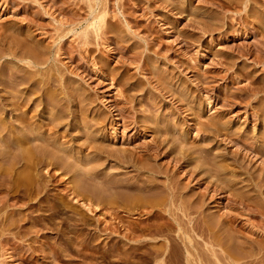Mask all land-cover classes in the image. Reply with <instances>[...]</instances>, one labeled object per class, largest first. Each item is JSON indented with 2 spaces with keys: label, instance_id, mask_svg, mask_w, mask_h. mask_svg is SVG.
<instances>
[{
  "label": "rangeland",
  "instance_id": "rangeland-1",
  "mask_svg": "<svg viewBox=\"0 0 264 264\" xmlns=\"http://www.w3.org/2000/svg\"><path fill=\"white\" fill-rule=\"evenodd\" d=\"M92 5H95L96 9L94 14L90 13ZM102 11L106 13L103 27L98 34L91 32L90 35L85 36L86 25H89L92 18ZM0 35H2L1 40L4 38L3 41L0 40L1 79L6 80L10 77V70L13 73L12 70L18 71L19 64L23 65L9 55L10 49L14 51L11 45L16 44L15 41L12 42L13 39H18L24 44L26 41L24 35H29L33 39H29L25 45L36 43L34 47L39 48L40 51L44 50L41 56L46 54L45 60L41 58L46 61L45 66H51L52 73L49 72L44 78L47 76L50 82L57 80L55 84L61 81L64 87L68 85L71 89L79 91L76 92L72 107L83 105L87 113L81 115L82 119L78 118L77 122L74 119L72 122L78 123V126L88 123L87 127L96 124L97 118L96 120L92 118L96 116L102 118L101 130L99 125L96 126L99 130H95V126L91 127L94 128L92 129L94 133L91 128L85 132L83 129L86 130V128L80 127L82 132L86 133H83L84 138L90 136L88 138L90 139L94 135L92 138L102 139L110 149L124 148L128 151L132 150L131 152L147 150L146 147L154 143V138L160 141L165 139L166 151L172 145L173 139L180 135L177 129L183 131L182 129L190 127L191 139H188V143L191 142L189 140L197 143L195 151L196 153L198 151L196 156L199 161L194 159L188 169H192L200 161L210 162L209 159L212 158L211 163L208 162L206 166L217 162L222 165L227 164V168L232 166V171L237 173H235L237 178L234 177L240 181L238 186H242V190L246 187L244 191L249 190L257 201L260 197H264L251 186L249 176L243 171L245 168L243 170L239 168V163H244L243 165L247 166L250 172L256 176L261 175L263 178L261 182H264V172L260 169L264 156L256 157L246 152L247 148L245 150L243 146L246 143H255L256 146L264 145V0H0ZM6 38L7 41H5ZM5 45L11 48L7 50L8 46L6 48ZM15 47L18 46L15 45ZM25 75L29 76L26 73ZM5 83L3 84L6 88L0 84L2 86L0 87V115L2 116H5V109L9 105L1 99L2 95L7 96L10 92V89L8 93L6 92L8 90ZM62 96L64 97V94L60 95ZM184 96L188 97V100ZM65 100H63L64 104L67 102ZM190 103L192 106L195 104L200 106V113L203 116L201 120L200 117H194V111L197 109H190ZM2 107L5 114L1 112ZM36 111L40 113L39 110ZM163 119L169 122L170 129L175 127L174 131L170 132L171 135L160 133L155 136L150 130L145 129L153 127L155 121L160 123ZM208 121L218 122L221 125L225 122L226 126L223 125L221 128L225 126L228 129L220 131L222 134L213 136L211 131L214 129L206 127L207 130L203 133V130L196 127L198 123ZM157 122L155 123L158 124ZM189 122H191L190 125ZM137 124H140L139 127ZM75 125L77 127V124ZM113 125L117 128V136L112 135ZM71 126L68 130L74 132H69L71 137L67 145L77 143L78 133H80ZM65 127L68 128L67 125ZM63 130L65 128L61 132ZM226 133H231L234 141L226 137ZM4 134L6 136V133ZM172 134L176 136L173 137ZM232 134L235 136L233 137ZM72 138L76 142L72 141ZM67 145L64 144L61 147ZM81 150L85 151V149ZM87 152L86 150L85 153ZM246 153L249 154L246 155ZM93 154H84L82 157L91 161L90 163L100 162L103 176L104 172L106 175L120 171L119 177L132 182L137 181V183H142L143 180L151 177L150 173L147 172V177L146 172L139 174L132 167L125 168L126 170L120 166L118 168L114 160H108L106 157L101 160L98 157L87 159L86 155L90 157L89 155L93 156ZM201 156L202 158L204 156V160H200ZM71 159L74 162V159ZM166 161H170V158L159 157L157 163L164 165L167 164ZM116 166L117 168H114ZM47 167L43 168V173L47 171L45 175L48 174V170L52 171V177L50 175L46 177L48 193L35 194L38 196L37 199L34 195L35 199L33 198L30 202L26 199L23 203L19 202L12 216V220L15 219L14 224L11 222L13 224L10 226L11 229L6 230L4 236L0 235V264H205V262L221 264L216 261L209 262L212 257L206 244L211 238L210 234L207 235L209 232L205 235H201L202 231L199 230L187 233L194 244L193 248L191 247L193 254L189 256L186 242L183 240V237L185 238L183 231L180 232L173 226L163 230L155 229L154 223L171 222L169 219L175 221L169 213L165 212L163 204L162 208H159L161 205L155 204L156 207L151 202L150 204L149 199H145L149 196L140 198L150 205L144 204L142 199L139 201L137 196L132 199H137L139 203L132 204L130 194L120 191L117 192L119 195L110 197L113 204L110 202L105 204L106 201L101 204L103 198L98 199L105 196L99 192L101 177L97 180L88 179V184L81 181L80 187L83 186V191L88 192L94 199H92L94 205L89 210L82 205V201L68 197V185L73 184L68 182L74 179L73 172L68 169L66 171V166H62L61 171V168H58L60 173H56L51 166ZM207 167L209 169L203 170L207 172H201L198 178L202 175L201 179L209 180L215 177V173L211 175L209 172V170L212 172L214 168H211V165ZM61 173L62 175H59ZM176 178L183 182L184 186L189 183L188 188L185 189V195L188 196L185 197H192L193 191L195 194L200 190V192L205 191L206 182L199 187L195 184L196 179L190 184V179L185 174L181 173ZM156 179H159L158 183L162 181L161 184L159 183L162 186L168 182L165 174L159 175ZM96 188L98 191H95ZM126 194L130 199V202L127 199L130 203L129 206L128 202L126 203L127 207L124 203ZM0 195L4 193L0 192ZM218 195L219 193L215 196L217 199L210 198L211 195H208L209 201L204 207L203 214H208L206 217H213L214 214V218L211 217L212 220H217L223 213L229 212L228 200L223 199L225 195L222 193ZM81 197L84 199L85 196L82 195L79 199ZM133 200L132 202L136 203ZM26 202L28 204H24ZM104 205L107 206L104 208ZM7 211L5 209L0 213L1 218L7 215ZM156 211H161L169 219L164 218V220L158 217L154 214ZM240 211L238 213L244 215L241 218L242 224L245 223L250 230L248 214L242 209ZM179 213L183 216L180 219L186 223L190 216ZM193 216L195 218L197 215ZM193 216L191 215L192 218ZM22 224L26 225V228L22 227ZM28 225L30 229L27 228ZM246 229L244 228L245 232L248 231ZM5 239H9L10 242ZM219 246L214 247L219 249ZM243 260L246 259H241L242 262Z\"/></svg>",
  "mask_w": 264,
  "mask_h": 264
},
{
  "label": "bare ground",
  "instance_id": "bare-ground-1",
  "mask_svg": "<svg viewBox=\"0 0 264 264\" xmlns=\"http://www.w3.org/2000/svg\"><path fill=\"white\" fill-rule=\"evenodd\" d=\"M90 9H91L90 13L93 12V14H94V11H96L95 5H92L90 7ZM106 12L108 13V11H106ZM105 17H106L105 11L104 12L102 11L100 14L95 15L94 18H92L93 20H91L89 25H86V27H87L85 29L86 32H85V30H82V32L83 31L85 32V36L88 34L90 35L91 32H92V34L93 33L98 34V31L104 25ZM2 34H3V32H2ZM80 34H83V33H80ZM26 35H24V37H25L24 39H26V41L22 40V41H24V44H23V42L20 43L18 39H16V40L13 39L12 42L15 41L14 43H16V44L13 43L14 46L11 45V47H13L14 51H12V49H10L11 47L9 48V45H7L8 48L6 45L4 46L7 48V50L10 49L9 51H11V53L9 52V55L11 57L17 59L19 62H22L23 65L17 63L20 66V67L18 66V71L15 70V72H14V70H12L13 73H11V70H10V77H9V75L7 76L8 73L5 74L6 77H9L6 80L1 79V77H0V84L7 82V84L5 83L7 85V90L10 89V92H9V90L6 91L7 93L9 92L7 94V96L6 95L1 96V97H3L1 99H4V101H6L9 104V105L6 104L8 106V107L6 106L7 108L5 109L6 114L3 112L4 108L3 107H2L3 109L1 108L2 109L1 112L4 113L5 116L0 115V161L2 162L0 164V190H1L0 192L4 193V195H2V196L0 195V213L5 209L8 210L6 212L7 213L6 216H4V217L2 216L3 218H1V216H0V235L1 236H4L6 230H10L11 229L10 226L14 224L13 221L15 219L12 220V216H13V213L16 212L14 209L15 206L17 207L19 202L23 203V200L25 202V199L27 202H30L31 200H33L35 194L40 195L44 192H46V194L48 193L47 192V186L48 185H47L46 177H47V175H50L52 177V173H51L52 171L48 170V174L45 175L46 170L43 173V168H46L47 166H49V167L51 166L52 168H54L56 173H60V171L62 170L61 167L66 166L67 167L66 171H67V169L69 171H72L73 177H74V179H71L68 182V183L71 182L70 184L73 183L72 185H68L69 187L67 186L69 188V190H68L69 196L68 197H72L75 200H79V202L82 201V205L85 208H88L89 210L91 209L90 207L94 205V201H93L94 199L91 198L92 195L89 196L88 192L83 191V189H82L83 186L81 184V186H82V188H81L80 183H81V181L82 182L85 181L84 184L87 185L88 181L90 179L91 180L92 179L97 180V178L101 177L102 181H99L100 185H101V187H99V189H100L99 192H100V194L105 195V196H101V197L99 196L100 199H98V200H101V198L105 199V200L102 199V201L100 202L101 204H104L105 201H106L105 204H107V202H110V204H113V203H111L113 200H111L110 197H115V194H118L117 192L121 191V193H122L123 191H126V193L128 192V195L130 194L129 198L131 197V202H130L129 201L130 199H128V195L126 194L127 198L125 199L126 202H124L126 207H127V204L129 206L130 203H132V204L139 203V201L142 198H145L146 196L147 197L151 196V198L148 197L145 199H149L148 202L149 203L151 202L153 206H156L155 204L161 205V206H159V208H162L165 206V208H164L165 212L169 213L173 217L175 222L170 220L169 217H166V215L163 214L161 211H156V213H154L155 215H157L158 217L163 218V219L164 218L167 220L169 219V221H171V222L161 223L162 222L161 221L160 223H156V224L154 223L153 226L155 229L157 228L158 230H163V229H166L168 227L173 226V227H176L177 230L179 229L180 232L183 231L184 232L183 234L185 235V238L183 237V240L186 242V249H187V252L189 253V256H192V254H193V253H191V249L193 248L194 244L192 242L193 240L191 239V237H189V235H187V233L189 234L190 231H198L199 230V231H202L201 235H205L209 232L207 235L210 234V236H211V238H210V236L208 237V239L210 238L208 241L209 243L206 242V244L208 245V248L210 250L209 254L212 256L209 262L214 263L216 261L217 263L220 262L221 264H264V197H260V200L257 201V199H254V196L251 195L249 190L244 191L246 187L242 190V186L241 187L238 186L240 181H238V179L236 180V178H237V176L235 175L236 171H232L233 170V169H231L232 166H230V167L228 166L229 168H227L226 167L227 164L222 165V163L219 164V162H217L218 163L217 164V163L213 162L214 163L213 165L212 164H208V165H211V168H214L213 169L214 172L213 171L211 172V170H209V172L211 173V175H212V173H215L214 174L215 180H213L214 179L213 178V179H209V180H211V181H209L208 178H205V177H204L205 179H203V178L201 179V177H203V175L202 176L200 175L201 177L199 176L200 178H198L197 176L199 174H201V172H207V170L206 171H203V170L209 169L207 167L208 165L206 166V164L209 161L207 160L208 159L207 158L206 160L208 162H206L203 159L204 156H203V158L201 156L202 159H200V160H204V161L198 162L199 158L197 159V156H196L198 151H197V153L195 151V150H197V149H195V146L197 143H193L192 140H189L192 143L189 142V143H191V145H188L189 144L188 139H191L190 138L191 137L190 136V134H191L190 133L191 132L190 127L182 129L183 131H181V129H177V132L179 131L180 135L178 137L175 135L176 136L175 137L174 134H172V136L175 137L173 139L174 141H173V143L171 141L172 145L169 147V149H166V151L164 149L166 146V142H167L165 139L164 140L162 139L160 141V139L154 138L153 139L154 143H152V145L149 144L151 146H148V148L146 147L147 150H144L143 152H140V151L139 152H136V151L131 152L132 150L128 151V149H124V148H120V149H117V148L112 149L111 148L110 149V147L108 148L107 144L105 145V142H103L102 139L96 138V137H95V139L92 138L94 135L91 136L90 139H88L90 136L88 138L87 137L84 138L83 133L86 134L85 132L88 131L87 130L88 128L95 126L94 127L95 130L98 129V127L101 130L100 127L102 126V120H101L102 118H100L99 116L92 118L93 120H96V118H97L98 123L96 122V124L94 126L90 125L87 127H86V125L88 123H85L86 125H84V126L83 125L78 126V123L72 122L74 119L76 120L75 122H77L78 118L82 119V118H80V117H83L81 115L87 113L86 112L87 110L85 109V107L83 108V105H78V106L75 105L74 108L72 107V103L75 102L74 98L77 95L76 92H79V91H77L75 89H71L68 85L66 87H64V85L62 83H60L61 81L58 84H55V82H57V80L54 82V80L52 79L53 81L51 80L52 82H50V79L47 76L45 77L47 79L44 78V76L46 74H49V72L52 71L50 68L51 66H48V67L45 66L46 61H44L45 60L44 56L46 54H44V56L42 57L41 54L43 55V53H41V52H43L44 50L40 51L39 48L34 47V44H36V43L33 42L34 44H32L31 40H30V44H32V45H29V44H28L29 46L25 45L26 42H29L28 41L29 39H33V38H30L29 35L28 36H26ZM0 36H2V35H0ZM13 36H10V37H13ZM3 37H6V36H3ZM7 38L5 41H7ZM3 39L1 40V38H0L1 41H3ZM9 40H12V38H9ZM38 41H37V43H39ZM15 45L18 47H15ZM38 46H39V44H38ZM40 49H43V48H40ZM44 53H46V52H44ZM41 58L42 59L44 58V60H42ZM7 72H9V71H7ZM2 73H5V72H2ZM25 73L29 74V76L25 75ZM1 82H3V83H1ZM2 86H4V84ZM2 86H0V87H2ZM4 87L6 88V86H4ZM61 94H64V97L63 96L60 97ZM67 96H69V97H67ZM79 96H80V93H79ZM185 98L188 100V97H185ZM63 100L67 101V102H65V104H67V105L64 104ZM38 107H40V108L38 109ZM199 107H200L199 105L196 106V104H195V106L194 105L192 106V104H191L190 109H195V110L197 109V111H194V117H196V118L200 117V120H201V118L203 116H202V113H200ZM33 108H37V109H33ZM36 110H39L40 113ZM87 117H89V116H87ZM218 118L220 119V117H218ZM218 118H217V120H219ZM92 119H91V121H92ZM163 121L160 123L155 121L158 124H156L153 121L154 122L153 127H146L145 129L150 130L153 135L155 134V136L160 134V133L161 134H165V133L168 134V133L174 131L173 128H175V127L170 129L171 125L169 124V122L166 121L165 119H163ZM201 122H203V121H201ZM137 123H139V122H137ZM186 123H187V121H186ZM75 124H77V127H75L76 126ZM190 124H191V122H189V125ZM217 124H218V122L215 123L214 121L213 122L208 121L207 123H205V122L200 123V124L198 123L196 125V127L198 126L199 130H203V133L205 130H207V129H205L206 127L210 128V129L211 128L214 129V130L211 129L212 130L211 132H213V134L210 131H207V133L210 132L213 136H217L219 134H222L220 131H222L224 129H228L225 127L226 126L225 122H224V124L222 123L223 125H225L224 126L225 128L224 127L221 128V126H223V125H221L220 123L218 125ZM65 125H67V127H68L67 129H66ZM70 125H72L71 128L74 127L73 129H76V130H78V132H80V133H78L79 135L77 137V143H75L74 145H67L70 143L69 138L71 137V133H69L71 130H68ZM137 125L139 127L140 124H137ZM173 125L175 126V124H173ZM81 126L86 128V130L83 129L85 132H82V128H80ZM96 126H98V127L96 128ZM178 126L176 128H178ZM193 126L195 127V125H193ZM213 126H215V127H213ZM64 128H65V130H63V131L65 133L63 131L61 132V130ZM94 128H91L92 132H93ZM161 128H164V129H161ZM145 129H143V130H145ZM71 132H74V131L72 130ZM116 132H117V128H115V126H114V133L112 135L117 136ZM226 132H227V130H226ZM3 133H6V136H5V134L3 135ZM231 133H233V131ZM231 133H229V134L226 133V137H228L231 141H234V139L230 135ZM73 135H75V134H73ZM170 135H171V133H170ZM203 135L204 134H202V136ZM234 136L235 135H233V137ZM74 138H76V137L74 136ZM72 141H75V140L73 139ZM64 144L67 146L61 147ZM254 144L253 143L243 144V146H245V150L247 148L246 152L248 151L250 154H254L256 157L264 156V145L256 146ZM81 149H85V151L84 150L82 151ZM86 150L88 152L90 150L91 153H94L93 156L89 155L90 157H88V155H86L87 159H90L91 157L92 158L98 157L99 160H101L102 158L106 157V159H108V160H110V159L114 160L117 163L118 168H119V166L121 168H124V169L132 167V169H134L139 174H141V173L144 174L146 172L147 177H148V173H150L151 175H149V176H151V177H148V180H143L142 183H137V181L132 182L131 180H127L126 178L124 179V178L119 177V175L121 173H120V171H118V169H117V171H118L117 173L116 172H113V173L110 172L109 174L105 175V172H104V176H103L102 175L103 170L101 169V164H99L100 162L94 163V161H92L93 163H90L91 161L85 160V158L82 157L84 154H91L90 152L85 153ZM200 153H199V155H200ZM249 153H246V155ZM159 157L162 159L170 158V161H166L167 164H164V165L158 164L159 162L157 163V161H158ZM71 158L74 159V162L72 161ZM70 159L72 162L70 161ZM194 159L198 160L197 161L198 164L196 163L197 164L196 166L192 167V169L191 168L188 169L191 166V164H193L192 162ZM214 159L216 162L217 158L215 157ZM209 160L212 161L213 159L211 158ZM211 161L209 163H211ZM237 161H239V160H237ZM261 163H262V165H260V169L262 170L261 172H264V159L262 160ZM243 164L239 163L240 170H243L245 168L243 171L249 176L251 186L254 188V190L256 192H259L261 194V196H263L264 195V182H261L263 178L261 177V175L256 176L253 172H250L251 170L249 171L248 167L247 166L245 167ZM89 166H91V167H89ZM58 168H61L60 171L58 170ZM114 168H117V166ZM109 170H112V169H109ZM64 173H65V171H64ZM181 173L185 174L186 177H189L190 184L195 179H196L195 184L197 186H199V185L202 186L203 184L205 185L207 183L206 187L204 188L205 191L200 192L201 191L200 190L198 193L196 192V194H195V191H193L194 193L191 192L192 197H190V195H189L190 198L185 197V196H188V195H185V189L188 188L189 183H188V185L185 183L187 185V187H186V185L185 186L183 185V182L181 183V181L176 178V177L180 176ZM158 174L159 175L165 174V178L168 182L165 184L163 182L164 186L160 185L161 184L160 182H162V181H159L160 184L158 183L159 179H156L159 177ZM202 174H204V173H202ZM59 175H62V173ZM125 175H126V173H125ZM50 176H49V178H50ZM116 176H118L119 178ZM234 176H236V178ZM53 177H54V175H53ZM70 178H72V177H70ZM155 180L157 183L155 182ZM49 181H51V180H49ZM183 181H184V179H183ZM208 183L211 184V186ZM86 185H84V186H86ZM196 185H194V186H196ZM245 186H246V184H245ZM79 187L82 190H80ZM85 189L86 188H84V190ZM90 191H92V190H90ZM95 191H98V189ZM93 192H94V190H93ZM217 193H219V195H221V193L225 195L223 197V199L228 200L227 203H228V206H230V207H229V209L227 208L229 210V212L223 213V215H221V218H219L217 220H215V219L212 220V218H214V214H213V217L212 216H210L209 218L206 217L208 214L207 215L203 214L204 213V207L206 206L207 201H209V200H207L208 195H211L210 198H212V197L214 198L217 195ZM82 195L85 196L86 198L84 197V199H82V197H81V199H79L80 196H82ZM136 196L139 197L138 198L139 201L137 199H135V200L132 199L133 197L136 198ZM222 196H220V197L222 198ZM30 197H32V198H30ZM37 197L38 196H36V199H37ZM94 197H96V196H94ZM140 197H142V198H140ZM73 199H72V201H73ZM106 199H108L110 201H107ZM112 199L115 200V198H112ZM127 199L130 203L127 201ZM132 200L136 201V203L132 202ZM142 200H143L144 204L148 203V202L145 203L146 200L145 201H144V199H142ZM27 202L24 204H28ZM70 203H72V202H70ZM37 204H39V203L37 202ZM141 204H142V201H141ZM162 204L164 206H162ZM138 205H140V204H138ZM101 206H103V205H101ZM106 206L104 205V208ZM140 207H141V205H140ZM38 208H40V207H38ZM241 209L245 213L248 214V220L247 219L246 220L249 222V225L251 226L250 230H249V228H247L248 226L246 227L245 223L242 224L241 218L244 215H240ZM164 210H162V211H164ZM232 210H235V211H232ZM237 210L240 211V212L238 211L240 214L238 212H236ZM179 212H182L187 217L190 216L186 223L180 219V217H183V216H180L182 214ZM234 212H236V213H234ZM244 212H243V214H245ZM194 214H195V216L197 215L195 218L193 216ZM202 214L205 216H203ZM191 215L193 216V218L191 217ZM115 216H118V215H115ZM18 218H19V216H18ZM23 219L25 220V218H23ZM109 219H112V218H109ZM8 221L10 222L9 224H8ZM17 221H18V219H17ZM20 222L21 221H19V223ZM23 224H22V227H25L26 225H23ZM114 224L116 225V223H114ZM244 224H245V226H243ZM202 227L204 228V230H202L203 229ZM27 228H29V225L27 226ZM244 228L245 229L247 228L248 231L245 232ZM20 229L22 230L21 227H20ZM29 229H28V231H29ZM102 229H104V228H102ZM116 230H117V227H116ZM126 230H124V232ZM221 232H223V233H221ZM135 233H137V232H135ZM220 234H224V235L222 236ZM24 237H25V235H24ZM11 238H10V240H11ZM5 240H8L7 242H10L9 239H5ZM216 245H218V246L220 245L219 246L220 248L215 249ZM131 250H132V248H131ZM250 256H252V257H250ZM27 257H29V256H27ZM243 258L246 260L245 261L243 260V262H242L241 259H243ZM206 261H207V259H206ZM205 264H206V262H205Z\"/></svg>",
  "mask_w": 264,
  "mask_h": 264
}]
</instances>
